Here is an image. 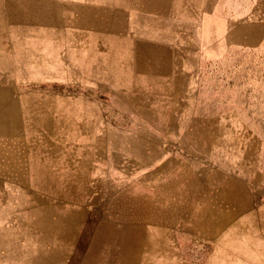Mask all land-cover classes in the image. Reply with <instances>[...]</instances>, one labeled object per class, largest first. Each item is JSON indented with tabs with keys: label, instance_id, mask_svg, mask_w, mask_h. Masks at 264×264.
<instances>
[{
	"label": "rangeland",
	"instance_id": "rangeland-1",
	"mask_svg": "<svg viewBox=\"0 0 264 264\" xmlns=\"http://www.w3.org/2000/svg\"><path fill=\"white\" fill-rule=\"evenodd\" d=\"M234 3H247L236 17L240 27L225 39L218 34L211 53L203 49L181 94L158 87L96 96L66 80L21 85L99 105L73 112L88 120L85 134L99 147L85 193L95 203H52L40 213L33 203H9L4 212L6 233L29 235L34 219L42 244L46 238L39 260L30 254L24 264H57L50 255L57 225L59 264H210L215 253L218 264H264V0ZM24 97L32 109L23 124L46 149L6 138L23 129L15 100L0 95V184L41 185L64 198V177L52 186V173L33 178L26 168L47 155L48 143L81 129L65 124L64 111H51L47 96ZM235 241L242 246L231 248ZM20 260L9 256V264Z\"/></svg>",
	"mask_w": 264,
	"mask_h": 264
},
{
	"label": "crops",
	"instance_id": "crops-1",
	"mask_svg": "<svg viewBox=\"0 0 264 264\" xmlns=\"http://www.w3.org/2000/svg\"><path fill=\"white\" fill-rule=\"evenodd\" d=\"M237 5L234 0H0V95L15 100L13 110L23 129V133L12 130L6 138L22 137L29 150L42 149L44 153L46 149L45 144L32 139V131L30 136L23 124L24 113L32 109L30 98L24 96H47L53 102L51 111H64L65 124L72 127L75 122L81 129L76 138L48 143L47 155L36 159V167L26 168L33 178L39 172L52 173V186L64 177L66 197L46 194L44 187L35 184H21L15 190L1 180L0 264H9L10 254L21 256L17 264H24L30 254L39 260L46 242L43 237L42 244L40 226L36 227L34 219L36 231L29 235L5 232L2 224L9 203H33L32 210L39 213L50 210L52 203H95L85 193L94 160L99 162V147L94 146V136L85 134L88 120H74L73 112H98L99 105L82 99L75 104L72 97L62 98L50 89L30 91L21 85L66 80L96 96L158 87L181 94L203 49L211 53L218 34L225 39L240 27L236 17L243 14L241 9L247 3L234 8ZM9 81H16L17 87H10ZM3 108L0 105V110ZM57 226L50 255L59 264L57 257L62 258L63 247L59 248L58 242L63 244V235L59 236ZM29 238L32 244L27 242ZM26 242L31 248L25 247ZM241 243L232 242L231 248ZM217 256L215 253L209 263L218 264Z\"/></svg>",
	"mask_w": 264,
	"mask_h": 264
}]
</instances>
